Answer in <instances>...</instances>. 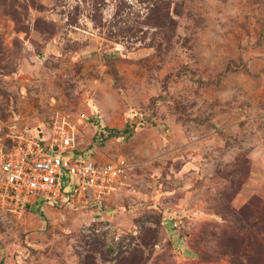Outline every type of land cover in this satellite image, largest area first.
<instances>
[{"label": "rangeland", "instance_id": "obj_1", "mask_svg": "<svg viewBox=\"0 0 264 264\" xmlns=\"http://www.w3.org/2000/svg\"><path fill=\"white\" fill-rule=\"evenodd\" d=\"M77 1L0 0V122L29 99L40 122L54 98L86 117L78 155L135 169L115 208L80 225L65 198L42 204L44 219L32 204L22 218L0 209V264H264V0H184L162 52L106 42L89 8L70 25ZM126 124L130 137L93 140ZM172 230L192 234L197 262Z\"/></svg>", "mask_w": 264, "mask_h": 264}, {"label": "built area", "instance_id": "obj_2", "mask_svg": "<svg viewBox=\"0 0 264 264\" xmlns=\"http://www.w3.org/2000/svg\"><path fill=\"white\" fill-rule=\"evenodd\" d=\"M86 117L56 108L42 127L27 130L0 122V209L22 218L35 200L66 197L74 205L108 202L129 186L135 165L115 154L106 161L75 155ZM74 177L65 191L63 174Z\"/></svg>", "mask_w": 264, "mask_h": 264}, {"label": "trees", "instance_id": "obj_3", "mask_svg": "<svg viewBox=\"0 0 264 264\" xmlns=\"http://www.w3.org/2000/svg\"><path fill=\"white\" fill-rule=\"evenodd\" d=\"M105 1L78 0L70 7L72 15L67 16V21L70 25H76L79 15L83 14L85 8H89L91 11L89 19L98 35L108 43L121 44L127 49L152 48L157 52L168 50L177 36V19L185 15L182 9L184 0H113L110 17L103 20L100 7ZM134 125L126 124L121 130L103 128L93 140L98 138L103 142L111 137H130ZM77 151H74L75 155H78ZM42 204L43 200H38L31 207L36 209L35 212L41 219H44V214L40 210Z\"/></svg>", "mask_w": 264, "mask_h": 264}, {"label": "crops", "instance_id": "obj_4", "mask_svg": "<svg viewBox=\"0 0 264 264\" xmlns=\"http://www.w3.org/2000/svg\"><path fill=\"white\" fill-rule=\"evenodd\" d=\"M54 102H55L54 98H50L48 100V103H46V108H45L46 116L42 119V121H40L41 123L38 122L36 106L33 103H31V99L27 100V103L19 104L18 109H17L19 118L12 119L8 123L9 124L18 125L19 127H23V128H25L27 130L28 129L29 130H35V129L39 128V127H42L45 124L46 120H47L48 113L51 110L58 108V106ZM36 120H37V122H36ZM1 123H3V122H1ZM27 124H30V125L28 126ZM110 157H108V158H110ZM95 160H97V159H95ZM98 161H100V160H98ZM102 162H104V161H102ZM253 182L254 181L249 180V183H253ZM129 185H130V183H129ZM244 187L239 192L237 197L235 198V201L238 199L239 196H243L244 194L248 195L251 192V191L246 190ZM64 189H65V191H67L68 189H70V186L66 184L64 186ZM119 193L114 195L108 202H105V203H90L88 205H80V204L79 205H74V204L68 202V203H70V204H72L74 206H78L76 211L79 212V213L76 215V219L77 220L75 222V225H80L83 221L87 220L89 216L95 215L97 217H101V216L104 215V213L107 214V213L111 212L112 209L115 208V205H116L115 204V200H116V197L118 196ZM64 198H65V202H67L66 197H62L60 199V200H62L61 203H64V201H63ZM38 200H40V199H37L35 201H38ZM43 204L44 205H51V202L43 201ZM43 209L46 212V209H48V206H44ZM59 213L61 214V216H63L64 220H62V218H57L56 221L59 220L61 222H66L67 219L69 218V216L72 215L70 212L65 211V210H59ZM197 219H198L197 223L201 224L204 218H201V217L198 216ZM43 222H45V221H43ZM198 229H200V226L198 227ZM172 233H174V236H173L174 246H176L177 249L179 248L180 250H182V252L184 253L185 257H184L182 262L183 263L192 262V261L197 262L198 257L196 255H197V253L200 250L197 249L196 247L192 246V243L190 241H188V239H191L192 234L188 232V233L185 234V237H180V235L178 234L177 231L172 230ZM195 236H196V234H195ZM181 238H182V240H181ZM220 263L227 264V262L225 260H221ZM197 264H202V263L201 262L200 263L197 262Z\"/></svg>", "mask_w": 264, "mask_h": 264}]
</instances>
